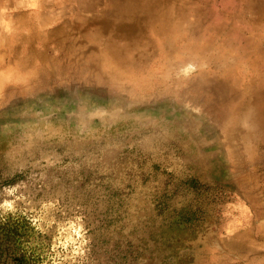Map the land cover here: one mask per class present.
<instances>
[{
    "label": "rangeland",
    "instance_id": "rangeland-1",
    "mask_svg": "<svg viewBox=\"0 0 264 264\" xmlns=\"http://www.w3.org/2000/svg\"><path fill=\"white\" fill-rule=\"evenodd\" d=\"M23 255L264 264V0H0V264Z\"/></svg>",
    "mask_w": 264,
    "mask_h": 264
},
{
    "label": "trees",
    "instance_id": "trees-1",
    "mask_svg": "<svg viewBox=\"0 0 264 264\" xmlns=\"http://www.w3.org/2000/svg\"><path fill=\"white\" fill-rule=\"evenodd\" d=\"M22 258H24V255L21 257L20 261H17L16 259H13V260H15V263L14 264H21V261L23 260ZM8 264H10V263H8Z\"/></svg>",
    "mask_w": 264,
    "mask_h": 264
}]
</instances>
